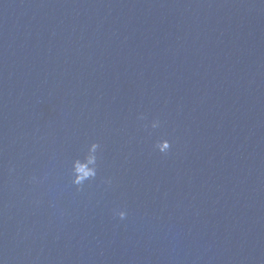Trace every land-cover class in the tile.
<instances>
[{"label":"water","instance_id":"1","mask_svg":"<svg viewBox=\"0 0 264 264\" xmlns=\"http://www.w3.org/2000/svg\"><path fill=\"white\" fill-rule=\"evenodd\" d=\"M0 264H264V0H0Z\"/></svg>","mask_w":264,"mask_h":264},{"label":"clouds","instance_id":"2","mask_svg":"<svg viewBox=\"0 0 264 264\" xmlns=\"http://www.w3.org/2000/svg\"><path fill=\"white\" fill-rule=\"evenodd\" d=\"M138 119L144 120L146 117L143 113L138 116ZM146 129H158L161 127V121L153 119L149 124H145ZM101 143L99 141L93 140L91 143L87 144L82 150V153L71 160L70 166V177L71 183L77 187L78 190L83 189L88 183L96 180L99 175L100 169V152ZM172 147V142L166 137H161L156 140L154 148L161 154H167ZM32 182L39 183L41 179L33 176ZM105 184L110 185L112 183L111 177H106L102 181ZM114 215L118 216L120 220H124L128 212L126 209L120 208L114 210Z\"/></svg>","mask_w":264,"mask_h":264}]
</instances>
